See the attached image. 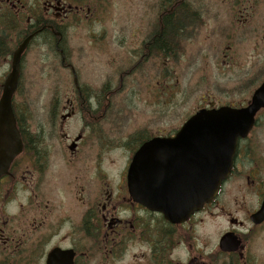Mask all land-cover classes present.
Masks as SVG:
<instances>
[{
	"label": "flooded vegetation",
	"instance_id": "af4514ba",
	"mask_svg": "<svg viewBox=\"0 0 264 264\" xmlns=\"http://www.w3.org/2000/svg\"><path fill=\"white\" fill-rule=\"evenodd\" d=\"M128 4L116 27L114 0H0V101L14 54L30 39L14 124L3 130L22 149L0 178V264H264V109L200 210L179 217L140 202L150 186L173 185L160 175L170 170L160 153L174 149L168 142L193 114L244 108L264 82V0ZM182 12L190 18L166 50V17ZM225 13L237 56L224 53L217 65L237 70L233 85L216 81L215 92L196 96L194 79L214 67L204 31ZM37 72L50 86L35 91ZM190 98L194 111L183 118ZM149 144L159 157L140 158Z\"/></svg>",
	"mask_w": 264,
	"mask_h": 264
},
{
	"label": "water",
	"instance_id": "95a60500",
	"mask_svg": "<svg viewBox=\"0 0 264 264\" xmlns=\"http://www.w3.org/2000/svg\"><path fill=\"white\" fill-rule=\"evenodd\" d=\"M28 39L16 51L12 71L4 86L0 101V177L8 172L10 161L22 148L9 147L3 130L14 124L11 100L20 75L21 56L26 49ZM264 109V83L254 93L249 105L244 108L222 106L217 109H201L192 115L183 125L175 139L169 141L174 149L160 153L170 170L160 175L166 176V183L173 184L165 188L150 186L143 194L142 203L153 210L172 208L170 213L186 217L200 210L218 193L221 184L229 176L235 157L237 144L246 137L255 123L257 113ZM8 152L9 155H4ZM151 144L142 148L140 158L159 157L153 155ZM151 153V154H150ZM146 175L152 177L150 168ZM165 199L167 200L164 202Z\"/></svg>",
	"mask_w": 264,
	"mask_h": 264
},
{
	"label": "rangeland",
	"instance_id": "374dc122",
	"mask_svg": "<svg viewBox=\"0 0 264 264\" xmlns=\"http://www.w3.org/2000/svg\"><path fill=\"white\" fill-rule=\"evenodd\" d=\"M114 2H115V12L116 13L113 16L114 18L113 23L117 27L118 25H120L118 23L127 22L128 8L130 5L128 4V0H114ZM132 5H133V2H132ZM122 7H124V11H125L124 15L122 14V10H123ZM219 17L220 18L218 19L214 17L213 21L209 24V27L204 31V39L208 42V44L212 48L210 51L207 50L209 54L208 59L209 61H211L212 64H214V67L209 72L210 73L209 75L211 76H208L205 79L203 78L201 73H199L198 77L194 79L201 86L199 87L196 96L204 94L208 92V90H210L211 93L213 91L215 92V90H213L212 88L209 89V85L213 86V85L219 84L217 82L223 83L225 81V87L226 86L228 88L231 87L233 85V82H230L229 78L231 76H234L237 73V70H235L234 72H230L228 67H226L227 68L226 69L225 67H218L217 65V63L218 64L220 63V59L223 57L224 53H227L229 55L228 57H231V56L236 57L237 56L236 51L238 49V46L236 45L237 43H232L231 50L228 49V46H230L229 45L230 41L226 38V33L233 32L234 30H231V29L228 30L227 27H223V26L227 22H230L231 19L230 20L228 19L226 13L219 15ZM89 30L90 29L88 28L86 29L85 36L83 37V39L87 40L88 37H92L88 35ZM223 32L225 33V35L221 34ZM80 43L86 45L84 42H80ZM133 44L136 45L137 43L133 41ZM198 47H200V45L196 44L191 48V50H196ZM30 65L32 67L34 66L35 69L39 70L41 69L40 66H42L43 63H41L40 61H37V62L31 63ZM30 82H31V86H34L35 91H39L37 90V88L40 89V88H45L46 86L47 87L50 86V83L48 84L47 77L45 76L44 73H41V72H37L35 75H33ZM46 96L47 95L45 94L41 95L42 98ZM30 97H32V95ZM29 101H30V98H29ZM41 101L44 102L43 99H41ZM193 102L196 103L195 100H193V98H190L189 100L183 102V107L181 106V115L183 118H187L194 111L195 105H193ZM173 111L175 110L171 109L169 113H172Z\"/></svg>",
	"mask_w": 264,
	"mask_h": 264
},
{
	"label": "trees",
	"instance_id": "16d2710c",
	"mask_svg": "<svg viewBox=\"0 0 264 264\" xmlns=\"http://www.w3.org/2000/svg\"><path fill=\"white\" fill-rule=\"evenodd\" d=\"M190 18L185 13H180L177 16L172 14L166 17V30L164 34L161 36V40H159V45L164 47L166 50L171 49L172 45L174 44V37L175 34L183 29L185 23Z\"/></svg>",
	"mask_w": 264,
	"mask_h": 264
}]
</instances>
